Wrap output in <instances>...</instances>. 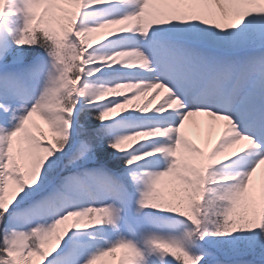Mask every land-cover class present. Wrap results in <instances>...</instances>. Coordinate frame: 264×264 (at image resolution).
<instances>
[{
	"label": "snow or ice",
	"instance_id": "snow-or-ice-1",
	"mask_svg": "<svg viewBox=\"0 0 264 264\" xmlns=\"http://www.w3.org/2000/svg\"><path fill=\"white\" fill-rule=\"evenodd\" d=\"M262 167L264 0H0V264H264Z\"/></svg>",
	"mask_w": 264,
	"mask_h": 264
},
{
	"label": "bare ground",
	"instance_id": "bare-ground-1",
	"mask_svg": "<svg viewBox=\"0 0 264 264\" xmlns=\"http://www.w3.org/2000/svg\"><path fill=\"white\" fill-rule=\"evenodd\" d=\"M151 96V94H150ZM148 99V97L144 98V101H146ZM196 121H199V125L198 126H194L191 130H190V135L192 136L191 138L195 141V143L201 147H205L206 146V141L208 139L206 131H205V126H204V121L206 120V118L204 117H195L193 118ZM219 134V129L213 128L212 130V139L215 140L216 137ZM22 147H27V146H22ZM256 179H257V183L259 185L260 181L262 179H264V167H262L261 169H259L257 171V173L255 174Z\"/></svg>",
	"mask_w": 264,
	"mask_h": 264
},
{
	"label": "rangeland",
	"instance_id": "rangeland-1",
	"mask_svg": "<svg viewBox=\"0 0 264 264\" xmlns=\"http://www.w3.org/2000/svg\"><path fill=\"white\" fill-rule=\"evenodd\" d=\"M144 102V100H142L141 101V103H143ZM190 135V134H189ZM192 136L190 135V138H191ZM192 139V138H191ZM192 141L195 143V141L192 139ZM22 146H27V143L25 142ZM254 181H255V183L258 185V183H257V179H256V176H254Z\"/></svg>",
	"mask_w": 264,
	"mask_h": 264
}]
</instances>
